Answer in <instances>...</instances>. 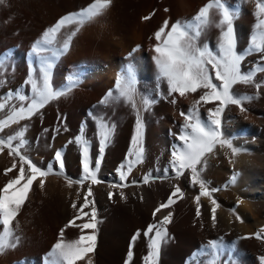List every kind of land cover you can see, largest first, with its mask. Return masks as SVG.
Segmentation results:
<instances>
[{
  "label": "bare ground",
  "instance_id": "1",
  "mask_svg": "<svg viewBox=\"0 0 264 264\" xmlns=\"http://www.w3.org/2000/svg\"><path fill=\"white\" fill-rule=\"evenodd\" d=\"M92 0H6L0 4V59H4V69L0 70V102L8 93H24L32 98L29 77L40 81L41 61L51 59V52L35 56L34 45L43 33L54 26L62 17L77 13L87 7ZM210 0H112L107 12L91 22L79 27L71 37L70 47L54 60L50 84L53 90L68 87L70 77L78 76V84L72 91L50 101L28 120L11 125L0 133L6 138L22 126H27L24 152L41 169L52 168L59 172L55 161L60 152L64 161L63 174H50L41 189L39 180L34 182L29 197L16 218V233L20 237L17 247L0 254V264H44V257L57 242L61 229H65L66 239L80 235L76 227L65 226L76 215L71 207L73 202L80 207L89 186L94 201L84 209L90 214L91 207L97 213L96 247L89 253L92 264H125L127 253L133 252L132 264H145L148 254L149 237L144 233L147 227L160 221L164 215L172 213V222L167 225L168 239L162 245L159 264H209L210 257L203 252L210 240L223 238L225 254L217 264H260L264 256V241L255 238V233L264 229V71L256 73L255 82L260 83L259 91L253 85H236L233 92L253 99L244 102L246 112L235 105H228L222 114L223 136L231 139L235 147L244 151L233 156L230 149L217 146L206 157V167L202 176L209 189H218L212 198L219 207L213 226L208 197L200 199V216L197 217L195 197L199 186H192L190 174L174 179L171 170V152L179 145L184 117L195 100L202 94L197 92L180 97L169 95L167 84L158 80L153 61L154 33L168 20L169 25L180 21H191L198 11ZM257 0H227V4L239 8L233 21L237 41V52L250 46L251 36L257 23L255 16ZM167 9V11H165ZM150 16L148 20L144 17ZM213 21L219 19L215 10L210 13ZM66 26L57 36L52 49L62 47L63 41L76 28ZM220 29L214 23L202 31L198 45L217 50ZM131 53V56L129 55ZM260 60V54L246 56L241 70L253 69ZM131 64L136 76V102L141 107L142 97H150L157 102L147 112L141 111L145 125L143 136V161L134 164L126 181H119V169L134 157L129 156L131 140L135 135L136 113L130 104L119 98L116 89L118 77ZM42 82V81H41ZM114 99L101 103L109 93ZM175 100V103L172 101ZM18 99L9 100V105L20 106ZM214 103L199 106L202 120L207 119L208 110ZM9 109H5L8 111ZM5 112H0L3 119ZM115 125L111 143L105 148L99 162L98 179L102 182L90 185L85 182L83 189L78 184L67 186L66 177L80 180L82 177V154L75 138L83 135L89 141V153L93 165L99 149V121ZM14 143H16L14 141ZM7 149L0 153V187L18 173L17 169L4 175V170L13 163ZM167 170V171H166ZM238 173L235 183L232 176ZM161 177L143 183V177ZM126 183L122 189H112V183ZM174 185H179L184 193L182 199L169 208L162 209L155 219L153 212L166 202ZM123 192L125 198L118 195ZM79 192V198L77 197ZM117 193L109 199V193ZM242 200L243 203L238 201ZM235 209L242 219L240 223L233 214ZM85 216L77 224L86 222ZM2 228V226H0ZM92 230H85L90 234ZM140 236L134 244L133 237ZM264 235V233H262ZM251 237V238H245ZM234 246V247H233Z\"/></svg>",
  "mask_w": 264,
  "mask_h": 264
},
{
  "label": "snow or ice",
  "instance_id": "2",
  "mask_svg": "<svg viewBox=\"0 0 264 264\" xmlns=\"http://www.w3.org/2000/svg\"><path fill=\"white\" fill-rule=\"evenodd\" d=\"M6 3V0H0V4ZM112 0H92V2L77 13H70L62 17L54 26L47 29L42 38L37 41L32 49L35 56H41L42 53L51 52V59L41 61L40 81L36 78L29 77L28 83L33 93L29 101L28 95L24 93H8L3 102H0V112H5L3 119H0V133L11 125L19 124L22 120L31 119L40 109L50 101L58 99L61 96L68 95L72 88L79 82V77H70V83L67 88L53 90L50 84L51 69L54 66L55 58L63 55L70 47L71 37L79 31V27L91 22L92 20L103 16L111 7ZM215 10L218 20L213 21L210 13ZM167 11V9H165ZM239 8L227 4V0H210L202 7L191 21H180L169 25L165 20L163 25L154 33L155 44L153 45V61L158 73V80L165 82L168 88V94H179L185 97L188 94L201 92L197 100L194 101L192 108L188 113H181L185 123L182 126L181 133L178 136L179 145L174 146L171 152L170 166L174 172V179L184 176L185 172L190 174L189 181L192 186H199V195L195 197L197 204V217L200 216V199L208 197L213 205L211 209V220L213 226L216 223V211L219 204L212 198V193L218 189H209L208 182L203 178L202 172L206 167V157L213 153L217 146L230 149L232 155L238 156L244 151L235 147L231 139L223 136L222 114L228 105L237 106L240 111L246 112L244 102L253 99L247 95H237L233 92L234 86L253 85L259 91L261 84L255 82L256 73L264 71V0H257L255 16L257 23L254 25V33L251 36L250 46L243 52H237V41L233 27V21L238 17ZM150 16L144 17V20L150 19ZM214 23V26L220 29V36L217 44V50L212 51L207 44L198 45L199 37L202 31ZM69 25L77 27L63 41L62 47L53 50L52 45L56 43L57 36L63 28ZM260 54V60L256 62L253 69L247 72L241 70V64L246 56ZM131 56V53L129 54ZM4 59H0V70L4 69ZM42 81V82H41ZM116 89L119 98L131 105L136 113L135 135L131 140L130 157L127 165H122L119 169V181H126L127 175L132 171L134 164L141 163L144 156L143 136L145 125L141 116V111L147 112L157 101L150 97H142L140 100L141 107H137L136 102V76L134 68L129 64L124 72L118 77ZM18 99L21 101L20 106L9 105V100ZM114 99L110 91L101 101L108 103ZM175 103V100L172 101ZM201 103H214L216 107L208 110L206 120H202L199 115V106ZM5 109H9L5 111ZM27 126H22L6 138H0V153L7 149L9 156L13 157V163L9 168L4 170V175L17 169L16 158L19 160L18 173L8 179L0 187V254L5 251L14 249L18 246L20 237L16 233L18 224H15L21 208L29 197L34 182L39 180V187H44V182L50 174H63L64 161L60 152H56L55 161L58 163L59 172L53 173L51 167L41 169L22 149H25L28 143L25 140ZM115 131V125L100 120L99 121V149L95 165H93L89 148V141L83 135L75 138V143L80 146L82 154V177L80 180L65 178L67 186L71 188L73 184H78L83 189L87 181L90 185L100 184L98 179L99 162L103 158L105 148L111 143V138ZM14 141L16 143H14ZM167 171V170H166ZM238 173H235L231 181L235 183ZM161 179V177H151L145 175L143 183L149 184L151 180ZM126 183H112L109 185L112 189H122L127 187ZM117 193L110 192L109 199ZM121 198H125L123 192H119ZM93 196L92 188L89 186L86 194L82 198L80 207L73 202L71 207L76 211V215L65 226L76 227L80 230V235L75 239L65 238V229H61L58 234L57 242L44 257V264H80L85 261L89 253L95 251L96 247V230H97V213L95 207H91L90 214L85 213L84 209L89 208L94 201L89 198ZM184 193L179 185H174V190L170 193L166 202L161 203L155 208L153 218L162 209L172 206L176 199H182ZM79 198V192H77ZM243 203L242 200L238 201ZM235 219L243 223V219L232 210ZM85 216L87 221L77 224V220H82ZM172 222V213L164 215L163 218L155 223L150 224L144 235L149 237V252L144 257L145 264H159L161 248L167 242L168 230L167 225ZM85 230H92L86 234ZM264 229L255 233V238L264 241ZM140 236L138 231L132 243ZM251 238V237H245ZM234 247V246H233ZM226 246L223 238L210 240L202 250L208 256L209 264H217L219 258L225 254ZM260 264H264V256L260 257ZM133 252L127 253L125 264H132ZM86 264H92L88 259ZM228 264H236V261L229 260Z\"/></svg>",
  "mask_w": 264,
  "mask_h": 264
}]
</instances>
